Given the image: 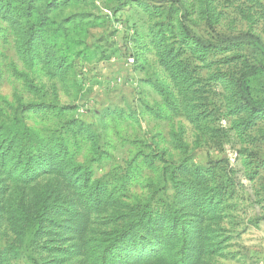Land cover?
<instances>
[{
	"label": "rangeland",
	"instance_id": "obj_1",
	"mask_svg": "<svg viewBox=\"0 0 264 264\" xmlns=\"http://www.w3.org/2000/svg\"><path fill=\"white\" fill-rule=\"evenodd\" d=\"M246 36L264 0H0V264H264Z\"/></svg>",
	"mask_w": 264,
	"mask_h": 264
},
{
	"label": "trees",
	"instance_id": "obj_2",
	"mask_svg": "<svg viewBox=\"0 0 264 264\" xmlns=\"http://www.w3.org/2000/svg\"><path fill=\"white\" fill-rule=\"evenodd\" d=\"M186 32L191 35L194 39H196L198 42L202 43V44H209L207 42H205L202 38L198 37L197 35L193 34L188 28H186ZM249 42H256L258 43L259 45H261L262 47H264V44L262 43V41L259 39V38H256V37H236V38H227L226 40L223 41L222 44H219L218 46L219 47H231V46H234V45H240V44H244V43H249ZM209 45H212V44H209ZM258 68H254L251 73H254ZM238 90H239V93L241 94L242 96V99L249 105L251 106L252 108L254 109H257L256 106L253 104L248 92L243 89L241 83H239L238 85ZM5 165H9L7 163L4 164V167H6ZM16 164H13V165H10V167L8 168L9 170H13V174L11 175L12 177L16 176L17 175V169L19 166H15ZM21 166V165H20ZM27 168H25L24 170L26 171ZM20 171V173H23V171ZM36 171V170H35ZM28 175V174H27ZM9 182V181H8ZM38 183V178H36V180H33L30 184L31 185H37ZM10 184L9 187H6V189H4V192H11L13 190H18V187H19V184H17V182H13V179H12V184L11 183H8ZM50 194L47 192L46 196H49ZM121 241L118 242V244H120Z\"/></svg>",
	"mask_w": 264,
	"mask_h": 264
}]
</instances>
